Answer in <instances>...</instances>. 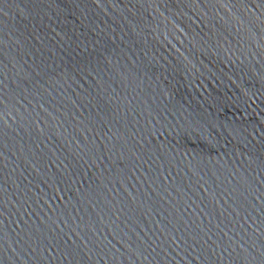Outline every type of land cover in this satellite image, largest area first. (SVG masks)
Segmentation results:
<instances>
[{"label": "water", "instance_id": "95a60500", "mask_svg": "<svg viewBox=\"0 0 264 264\" xmlns=\"http://www.w3.org/2000/svg\"><path fill=\"white\" fill-rule=\"evenodd\" d=\"M0 264H264V0H0Z\"/></svg>", "mask_w": 264, "mask_h": 264}]
</instances>
